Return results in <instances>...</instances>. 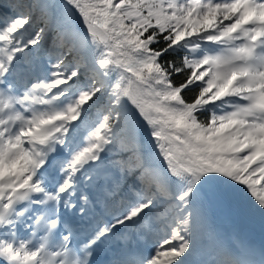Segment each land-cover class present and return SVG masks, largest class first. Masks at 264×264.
Returning a JSON list of instances; mask_svg holds the SVG:
<instances>
[{"label":"snow or ice","instance_id":"1","mask_svg":"<svg viewBox=\"0 0 264 264\" xmlns=\"http://www.w3.org/2000/svg\"><path fill=\"white\" fill-rule=\"evenodd\" d=\"M0 264H264V0H0Z\"/></svg>","mask_w":264,"mask_h":264}]
</instances>
